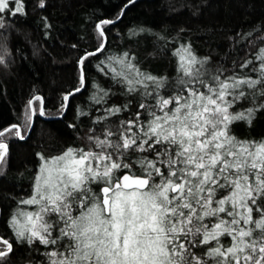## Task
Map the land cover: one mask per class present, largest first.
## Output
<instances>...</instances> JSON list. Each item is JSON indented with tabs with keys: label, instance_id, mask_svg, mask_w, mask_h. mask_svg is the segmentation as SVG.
<instances>
[{
	"label": "snow or ice",
	"instance_id": "1",
	"mask_svg": "<svg viewBox=\"0 0 264 264\" xmlns=\"http://www.w3.org/2000/svg\"><path fill=\"white\" fill-rule=\"evenodd\" d=\"M23 12L22 0H0V18ZM113 23H97L100 43L78 60L75 92L85 85L86 62L105 49L104 26ZM173 55L174 82L141 72L127 52L100 61L99 71L142 97L138 109L118 125L104 124L87 148L40 157L32 193L20 201L33 210L14 215L10 227L18 241L51 249L48 264H264V140L231 133L234 122L251 123L264 110V48L231 72L207 67L190 47ZM250 93L260 102L236 111ZM109 94L97 88L93 100L104 105ZM37 101L45 114L37 95L28 101L29 119ZM127 110L105 108L94 123ZM7 134L24 138L18 125L0 130V162ZM0 244L3 259L13 246L3 238Z\"/></svg>",
	"mask_w": 264,
	"mask_h": 264
},
{
	"label": "trees",
	"instance_id": "2",
	"mask_svg": "<svg viewBox=\"0 0 264 264\" xmlns=\"http://www.w3.org/2000/svg\"><path fill=\"white\" fill-rule=\"evenodd\" d=\"M23 1L25 16H16L10 21V30L6 31L1 44L11 48L18 41L27 47V57L41 70L44 80L35 85L21 71V57L13 54L10 60L7 58L9 67H0V128L16 120L25 99L34 92H40L45 105L49 106L58 98L62 102V93L74 91L76 77L80 76L78 60L98 47L92 40V29L103 20H116L122 9L123 16L115 26H104L105 49L127 52L136 56L147 70L158 67L159 73L173 71L169 50L176 41H190L194 48L192 53L200 60L210 59L216 65L213 70L224 64L223 68L229 69L238 66L246 55L254 58L259 37L264 34V0H121L119 5H110L108 0H43V7H40L41 0ZM51 14L57 19H52ZM36 17L41 19V27L33 23ZM46 20L47 28L43 26ZM113 27L119 33L112 31ZM44 31L48 33L46 40ZM91 58L86 62V69ZM230 60L232 65H226ZM85 76L87 84L91 81L95 86L112 90V95H117V103L128 105V110L96 124L94 120L102 116L104 110L93 106L92 100L86 101L84 91L71 96L76 110L59 120L39 121L29 139L13 147L26 150L25 156H19L21 159L15 155L11 159L9 168L19 176L33 170L38 153L60 151L71 144L87 148L89 137L98 134L104 124L116 122L118 125L142 102L139 94L124 93L122 86L110 78L108 81H113V87L106 84L102 75L90 72ZM43 84H49L50 89ZM11 180L7 176L0 180L2 231L5 230L4 219L16 198L27 190ZM27 246V251L20 255L12 249L8 256L0 259V264H34L40 260L43 245L37 242L31 246L27 243Z\"/></svg>",
	"mask_w": 264,
	"mask_h": 264
},
{
	"label": "rangeland",
	"instance_id": "3",
	"mask_svg": "<svg viewBox=\"0 0 264 264\" xmlns=\"http://www.w3.org/2000/svg\"><path fill=\"white\" fill-rule=\"evenodd\" d=\"M108 1H110L109 2L110 5H112V4L114 5L117 3L119 5L121 0H108ZM22 3L24 5V12H23V14H17L16 16H20V17L25 16V4H24L23 0H22ZM123 12H124V9H122V11H120L118 13L119 19L114 20L115 23L110 24L111 26H113V25L115 26L120 21L121 17L123 16ZM16 16H8L7 14H5L3 18H0V20H2V25H3L2 27H0V57H2V59H3V62H0V67L3 69L8 68L9 67V61L7 60V58L10 60V57L13 54L18 55L19 57H21V66H20L21 71L25 75H27L29 77V79L34 81L36 83L35 85H38L39 82H42L44 80V78H43L41 70L27 57L29 54L27 47H25L23 44H21L18 41L13 43L11 48L10 47L4 48V47H2V46H4V44H1L3 37H5L8 30H10L9 29L10 21ZM50 16L52 19H57L55 14H51ZM32 21L35 25H37L39 27L42 26V22H40L41 21L40 18H38V17L33 18ZM47 25H48V23L46 20V21H44L43 26L47 28ZM263 28H264V26H263ZM112 31H118V33H119V30H117L115 27H113ZM91 35H92V40L96 43V46L97 45L99 46L101 38L98 36L96 28L92 29ZM43 38L45 40L48 38V33L46 31L43 32ZM259 40H260V42L258 41L259 43L256 46L255 51H254V53H255L254 58H252L250 55H246V58L244 59V61H246V60L255 61V57L258 54L259 50L261 48H264V34L260 35ZM174 43L172 45L173 46L172 49L169 50V56H170L171 61L173 62V71H171V73H166L168 75H166L165 73H161V72H160L161 73L160 74L158 67L154 68L155 66L152 69L147 70L146 66L142 67V64H140V62L137 60L136 56H133V55H130V56L134 58V63L140 69L141 72L146 73V74H151V75L156 76V77H164V78H167L170 82H174L178 76L177 57H175L173 55L174 50L180 48L181 46H186V47H190V48L193 47L191 45L190 41H186V42L176 41ZM192 50H194V48H191V51ZM123 53H125V52H122V50H116V49H111V48H108V50L104 49V51L98 53L96 55V57L94 56L95 59H93V57L91 58L92 62L89 65V67L86 69L85 73L90 75V72H93V75H95V76L96 75H100V76L102 75L104 77V79L106 80V84H108L110 87H113V85H112L113 81H111V82L108 81L109 77L105 76L101 71L98 70V65H100V61H102V60L106 61L107 58L110 56H121ZM205 60L207 61V65H206L207 67H209L211 69L215 68L216 65L214 63H211L210 59L206 58ZM244 61H242L241 63H243ZM232 63H233V61L230 60L229 62H227L226 65L231 66ZM256 63L258 64V61H256ZM223 67H225V64L223 65ZM251 67H253V65H249V68H251ZM217 68H220V67H217ZM233 68H234V66H231V68H229L227 70L229 72H231L233 70ZM12 69H15V67ZM244 71L248 72V69H245ZM250 74L252 76L256 75L255 73H250ZM40 86L43 87L42 85H40ZM44 86H46L47 88L50 89L49 84L44 85ZM74 86H75V89L80 87L79 76L76 77V83ZM97 88H102V86H95L90 81L89 84H87L85 82L84 87L81 88V90L79 92H75V89H74V91H72L71 93H74L73 95H76V94L84 91L85 95H83V96H84V98L86 97L85 100L86 99H87L86 101L92 100L93 106H95L97 104L93 100V96H94L93 94H96ZM108 91L111 94L109 96L111 99H108L107 100L108 102L102 106L97 105L98 108H102L104 110L105 108H109V107H113V106H120L117 103L118 101L115 100V97L117 95L116 94L112 95V90H110V89ZM124 93H126V91H124ZM37 95H39L40 97L43 98V101H44L43 109H44L45 114L44 115L39 114V101H37L36 105H35L37 107V111L35 112V114L31 115V118L29 119L28 118L27 104H28V101L30 99H32L34 96H37ZM62 95L64 96L65 93H62L61 96ZM73 95L69 96V100L67 102H65L63 100V98H62V102L61 101L59 102V98H58V100L56 102H53L51 105L47 106V105H45L44 96L41 95L40 92H34L32 95L28 96L25 99L24 104L22 105V108L20 109L19 114L16 117V120H14L13 123L4 125L3 127L0 128V130H3V129L8 128L12 125H18L21 128V133L24 137L23 139H19L15 135H11V134L6 135V143L8 144V151H7V155L4 159V161L0 162V180L4 179V176L5 177L7 176L8 178L12 179L11 181L15 182L16 184L20 183L23 188L26 187L25 189H27L26 191H24L25 194H20L16 198V200L13 204V207L10 208L9 214L4 219L3 228L5 230L2 231V229L0 227V238L8 240L12 244V246H13L12 249L15 251L16 254L20 255V252L27 251L28 246H27L26 241L21 242V241H18L16 239V237L13 233V229L10 227V221H11V218L14 215H18V213L21 210H23V211H32L33 210L32 206L22 205L20 203V201L30 197V195L32 193V186H33L34 178H35V175L38 172L39 167L42 163L40 157L41 156H43L45 158L55 157V156L60 155L64 150H66L69 147L78 148V145L77 144H71L69 146H64L62 148V150H60V151H52V152L47 151V152H44L43 154L38 153L35 156L36 163H35V167L33 168V170L24 171L20 176L16 172L12 171L9 167H10V164H12L11 163L12 157H14V155H15L17 159H21L19 156H25L24 154L26 153V150H24V149H13V147L15 146L16 143L24 142V141L28 140L30 135L32 134L34 128L35 127L37 128L39 121L40 122H50V121H54V120H59V119L67 117L70 114V112L76 110V106H75L74 101L72 99H70L71 96H73ZM252 97H253V95L250 93L246 99L241 100L235 106V110L236 111H244L248 108H254L256 106V104H258L260 102L261 98H259L258 95L256 97H253V98ZM65 103H66V107L62 108V105ZM231 133H232V135H234L236 138H238L240 140H249V141L264 140V110L255 111L253 114V118H252L251 123H248L247 121H236V122H234L231 125ZM136 170L139 171L138 169H136ZM18 176H19V179H18ZM93 187L98 188L97 185H93ZM0 215H1V213H0ZM222 240L226 245L228 243H230V238H228V237H223ZM42 247H44V246H42ZM0 248H4V245L0 244ZM42 250H41L42 255L40 256L41 259L37 260V262H35L34 264H48L47 257L44 255V253L48 250H51V249H46L44 247ZM28 264H33V263L30 262Z\"/></svg>",
	"mask_w": 264,
	"mask_h": 264
}]
</instances>
